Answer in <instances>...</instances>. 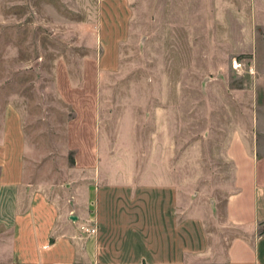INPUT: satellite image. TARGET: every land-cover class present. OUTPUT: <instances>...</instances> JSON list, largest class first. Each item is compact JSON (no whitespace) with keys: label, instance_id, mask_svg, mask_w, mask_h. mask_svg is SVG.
Wrapping results in <instances>:
<instances>
[{"label":"rangeland","instance_id":"rangeland-1","mask_svg":"<svg viewBox=\"0 0 264 264\" xmlns=\"http://www.w3.org/2000/svg\"><path fill=\"white\" fill-rule=\"evenodd\" d=\"M221 1L131 0L134 18L125 34L124 21L100 19L101 0H0V122L13 102L25 111L29 134L37 137L33 131L39 130L49 150L69 155L71 165L83 149L64 154L66 134L77 116L72 133L78 143L89 137L96 92L103 135L116 141L134 122L144 155L149 123L183 120L189 209L217 204L224 221L229 126L247 121L246 108L257 113L264 156V0ZM104 55L111 67L99 79L95 64ZM234 58L243 69L232 67ZM210 230L221 233L213 257L222 256L224 237L233 233L226 226Z\"/></svg>","mask_w":264,"mask_h":264},{"label":"crops","instance_id":"crops-1","mask_svg":"<svg viewBox=\"0 0 264 264\" xmlns=\"http://www.w3.org/2000/svg\"><path fill=\"white\" fill-rule=\"evenodd\" d=\"M101 4L100 19L124 21L127 34L134 18L131 0ZM106 61L104 55L95 64L99 79L111 67ZM94 100L89 137L78 143L72 133L77 116L66 134L64 154L83 149L71 165L69 155L49 150L39 130H32L37 137L29 134L22 108L13 102L4 107L0 264H264V156L258 152L254 109L246 108L247 121L229 126L225 154L232 172L221 221L217 204L189 209L187 122L149 123L144 155L134 122L122 127L116 141L103 135L100 93ZM180 115L187 119V110L181 108ZM211 226L233 233L224 237L222 256L213 257L221 250V233Z\"/></svg>","mask_w":264,"mask_h":264},{"label":"built area","instance_id":"built-area-1","mask_svg":"<svg viewBox=\"0 0 264 264\" xmlns=\"http://www.w3.org/2000/svg\"><path fill=\"white\" fill-rule=\"evenodd\" d=\"M244 63L238 59V58H234L232 61V67L236 70H241L243 69ZM252 71V69H250ZM96 229H92L91 232H95Z\"/></svg>","mask_w":264,"mask_h":264},{"label":"water","instance_id":"water-1","mask_svg":"<svg viewBox=\"0 0 264 264\" xmlns=\"http://www.w3.org/2000/svg\"><path fill=\"white\" fill-rule=\"evenodd\" d=\"M74 218H76V217H74Z\"/></svg>","mask_w":264,"mask_h":264}]
</instances>
